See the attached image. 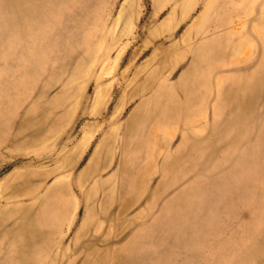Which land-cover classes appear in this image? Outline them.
I'll return each instance as SVG.
<instances>
[{
    "label": "rangeland",
    "instance_id": "obj_1",
    "mask_svg": "<svg viewBox=\"0 0 264 264\" xmlns=\"http://www.w3.org/2000/svg\"><path fill=\"white\" fill-rule=\"evenodd\" d=\"M0 264H264V0H0Z\"/></svg>",
    "mask_w": 264,
    "mask_h": 264
},
{
    "label": "crops",
    "instance_id": "obj_2",
    "mask_svg": "<svg viewBox=\"0 0 264 264\" xmlns=\"http://www.w3.org/2000/svg\"><path fill=\"white\" fill-rule=\"evenodd\" d=\"M209 208L207 207H202V205L199 207V210L196 213H202L204 211H207Z\"/></svg>",
    "mask_w": 264,
    "mask_h": 264
}]
</instances>
